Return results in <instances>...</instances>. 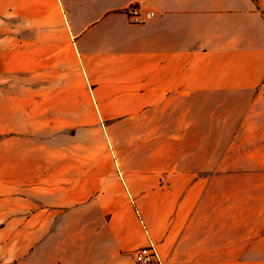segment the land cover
I'll use <instances>...</instances> for the list:
<instances>
[{"label":"crops","instance_id":"crops-1","mask_svg":"<svg viewBox=\"0 0 264 264\" xmlns=\"http://www.w3.org/2000/svg\"><path fill=\"white\" fill-rule=\"evenodd\" d=\"M0 20L14 259L264 264L232 231L264 218V0H0Z\"/></svg>","mask_w":264,"mask_h":264},{"label":"rangeland","instance_id":"rangeland-1","mask_svg":"<svg viewBox=\"0 0 264 264\" xmlns=\"http://www.w3.org/2000/svg\"><path fill=\"white\" fill-rule=\"evenodd\" d=\"M16 24L9 20H0V26L5 28L4 31H7V28L10 26H15ZM7 35L0 33V74H8L7 71H3V61L4 54L7 53L9 48L8 42L3 39ZM0 85H4L0 83ZM17 228H6L5 230H0V264H27L28 258H30V252L25 251L22 257L14 259L16 256H21L17 254V244L19 240L16 238ZM234 234H244L249 231L250 234H256V243L251 244L249 249L263 250L264 249V218L261 219L258 217L257 226L255 227H243L235 226L232 228ZM12 240V241H11ZM9 243V244H8ZM17 254V255H16ZM183 262V261H182Z\"/></svg>","mask_w":264,"mask_h":264},{"label":"built area","instance_id":"built-area-1","mask_svg":"<svg viewBox=\"0 0 264 264\" xmlns=\"http://www.w3.org/2000/svg\"><path fill=\"white\" fill-rule=\"evenodd\" d=\"M124 13L133 25L144 24L148 18L154 17L153 13H149L147 17H144L140 7L136 4L129 6L126 10H124ZM134 260L136 264H158L157 253L153 246L143 247L135 251Z\"/></svg>","mask_w":264,"mask_h":264}]
</instances>
